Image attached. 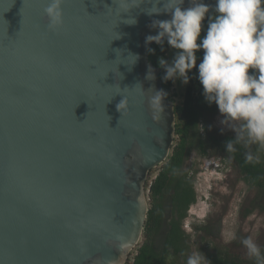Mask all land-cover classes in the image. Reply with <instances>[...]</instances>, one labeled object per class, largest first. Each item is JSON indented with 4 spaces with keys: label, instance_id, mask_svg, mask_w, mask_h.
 Segmentation results:
<instances>
[{
    "label": "water",
    "instance_id": "water-1",
    "mask_svg": "<svg viewBox=\"0 0 264 264\" xmlns=\"http://www.w3.org/2000/svg\"><path fill=\"white\" fill-rule=\"evenodd\" d=\"M49 2L0 0V264H126L176 139L175 103L149 104L164 88L145 43L171 16L148 14L163 0H64L52 31Z\"/></svg>",
    "mask_w": 264,
    "mask_h": 264
},
{
    "label": "clouds",
    "instance_id": "clouds-1",
    "mask_svg": "<svg viewBox=\"0 0 264 264\" xmlns=\"http://www.w3.org/2000/svg\"><path fill=\"white\" fill-rule=\"evenodd\" d=\"M184 3L185 0H163V11L148 12L149 15L168 13L171 16L169 20H154L151 27L158 29V34L148 35L145 39L146 45L155 42L161 46V51L165 41L176 50L171 63L164 57L158 59L159 66L165 69L162 79L165 82L180 79L187 84L189 72L197 68V52L203 50L198 79L205 101L218 107L223 116L221 124L236 122L237 125L231 128L235 132V141L226 142V151L235 152L234 143L244 147L253 144L264 147V0H216L214 7L203 0H191L188 8L183 7ZM63 4L64 0H50L44 9L52 31L64 24ZM206 19V34L201 38ZM125 23L134 25L137 21L130 18ZM148 51L155 52L150 47ZM130 56L135 57V63L139 59L138 55ZM146 78L155 79L151 65ZM163 95L167 93L161 89L150 97L149 104L154 111L160 107ZM116 108L122 116L128 108L126 96ZM108 117L109 123L111 117ZM245 159L249 163L259 162V157H254L251 152L246 153ZM206 163L209 167L217 162L208 159ZM216 165V169L221 168ZM198 198L201 202L207 200L203 192ZM207 219L208 216L200 219L191 211L185 223L191 220L194 227ZM226 239L231 241L235 236L230 234ZM241 243L249 257L256 258L257 264H264V254L251 237L242 239ZM205 261L206 257L200 253H192L186 264H205Z\"/></svg>",
    "mask_w": 264,
    "mask_h": 264
},
{
    "label": "trees",
    "instance_id": "trees-1",
    "mask_svg": "<svg viewBox=\"0 0 264 264\" xmlns=\"http://www.w3.org/2000/svg\"><path fill=\"white\" fill-rule=\"evenodd\" d=\"M206 30L207 19L202 31ZM151 48L155 52L153 54L148 51L149 60L161 70L160 78L167 93L166 97L175 103L177 96L174 93L175 82L171 80L165 82L162 79L165 69L158 64L160 57L166 58L170 63L168 53L171 47L165 41L163 51L160 45ZM198 65L189 75L184 100L175 106L176 144L155 180L151 184L148 180L147 183L152 208L148 213L143 242L137 246L132 260L129 259L126 264H168L170 259L175 261L182 259L183 264H186L192 245L189 242L191 234L184 229V224L190 208L198 202V195L194 187L195 176H190L189 172L185 171V164L194 150L203 158L214 153L215 156L220 154L231 159L244 181L250 187L258 189L259 201L264 203V147L255 144L244 147L242 144L234 143L236 151L233 153L226 151V142L229 140L234 142L235 135L210 131L207 117L216 114L219 109L215 104L209 105L205 101L203 86L198 79ZM248 152L254 157L258 156L259 162H247L245 155ZM262 209L264 210V207ZM252 211L247 210L245 217ZM221 230V219L196 227V233H203V237L212 239L219 238ZM260 249L264 254V247ZM200 252L206 257L205 264H257L254 257L242 260L229 254L210 252L205 247L201 248Z\"/></svg>",
    "mask_w": 264,
    "mask_h": 264
},
{
    "label": "rangeland",
    "instance_id": "rangeland-1",
    "mask_svg": "<svg viewBox=\"0 0 264 264\" xmlns=\"http://www.w3.org/2000/svg\"><path fill=\"white\" fill-rule=\"evenodd\" d=\"M205 32L202 31L201 38L206 34ZM175 53L176 50L170 48L168 53L170 63L174 59ZM202 59L203 50L197 52V65ZM186 86L187 84L182 83L180 79L175 81L174 93L177 94L175 105L180 104L184 100L183 95L185 94ZM222 119L223 116L219 111L214 115L208 116L207 124L210 131L235 135L231 128L237 126L236 122L221 124ZM175 144L176 139L174 146ZM208 159L216 161V164L221 168L216 169V164L208 167L206 163ZM221 162L223 163L222 165ZM162 166L151 172L149 176L150 184L155 180ZM185 171H188L190 176H195L194 187L197 190V195L199 196V193L203 192V196L207 197V200L205 199L203 202L197 198L199 202L190 208L188 215L192 211L200 219L208 216L207 223L211 221L218 222L219 219L222 220V230L217 239L203 237V233H196L197 226L193 227L191 220L185 223L188 226L184 227L185 230L191 234L189 242L192 246L189 255L192 253L201 254L200 249L205 247L213 253L229 254L242 260H248L250 257L247 254V249L241 243L242 239L247 237H251L260 248L264 247V210L262 209L264 203L259 201L258 189L250 187L244 181L243 176L231 159L220 154L215 156L214 153L203 158L198 154L197 150H194L185 164ZM147 193L150 210L152 202L149 196L150 192L148 191ZM247 210L253 211L245 217ZM230 234L234 235L235 239L228 241L226 238ZM141 242H143V239ZM135 254L136 249L132 251L129 259L132 260ZM174 261L170 259L168 264H174ZM175 263L183 264V261L179 259Z\"/></svg>",
    "mask_w": 264,
    "mask_h": 264
}]
</instances>
